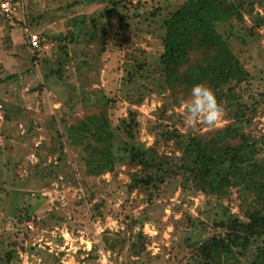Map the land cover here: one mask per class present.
<instances>
[{"label":"rangeland","instance_id":"obj_1","mask_svg":"<svg viewBox=\"0 0 264 264\" xmlns=\"http://www.w3.org/2000/svg\"><path fill=\"white\" fill-rule=\"evenodd\" d=\"M9 1L11 13L0 6V147L19 163L13 171H0V250H12L20 264H194L188 241L208 235L224 208L240 215L251 210L260 200L255 191L231 185L224 197H216L165 185L150 201L142 190L128 192L132 173L139 169L122 165L86 176L80 150L66 138H56V129L64 132L66 122L99 112L97 98L103 95L110 98L113 126L130 109L138 112V137L147 145L154 143L152 132L162 122L194 134L235 120L236 107L225 99L215 126L187 120L184 105L190 98L175 107L169 101L164 117L158 108L164 107L165 93L147 91L144 80L129 81L134 60L148 61L160 53L161 22L185 0ZM116 7L117 13L100 19L103 11ZM83 15L104 21V38L87 45L84 27L70 40L73 20ZM26 29L39 36L37 50L30 48ZM221 29L251 74L238 88L249 106L245 132L256 140L264 159V0H254L253 11H244L242 20L232 19ZM60 56L65 59L63 77L48 75L60 66ZM140 94L144 98L138 102ZM157 149L162 156H174L171 144L159 143ZM67 169L76 170V182ZM142 229L146 237L139 242L146 249L139 255L129 247ZM104 236L119 239L115 251Z\"/></svg>","mask_w":264,"mask_h":264},{"label":"trees","instance_id":"obj_2","mask_svg":"<svg viewBox=\"0 0 264 264\" xmlns=\"http://www.w3.org/2000/svg\"><path fill=\"white\" fill-rule=\"evenodd\" d=\"M253 5L254 0H185L161 22L160 53L148 61L134 60L130 64V82L144 80L148 85L147 91L155 89L165 93L164 107L158 108L162 116L166 117L168 108L165 106L169 101L170 106L181 105L190 98L192 86L201 83L213 91L219 104L225 99L227 104L236 107L235 120L222 127L194 134L162 122L152 132L154 143L147 145L138 137V112L130 109L113 126L108 110L110 98L103 95L97 98L98 105L102 107L99 112L87 113L81 119L66 122L64 132L56 129V138H66L71 147L80 150L84 175L100 176L114 172L122 165L137 168L141 174L132 173L128 192L142 190L150 201L165 185H179L183 192L201 191L216 197H224L231 185L243 184L246 190L255 191L260 200L251 210L243 211V215H240L228 207L224 208L220 217L213 220L212 231L208 235L188 241L194 264H264V159L260 156L256 140L245 132L246 125L250 123L249 106L242 101L238 88L251 78V74L221 29L232 19L242 20L243 12L253 11ZM114 13H117V7L106 9L100 19ZM83 16L73 20L75 29L70 40L78 37L84 27L87 37L83 40L87 45L99 37L104 38V21ZM88 25L92 27L88 28ZM26 34L30 48L37 50L40 38L39 46L32 47ZM62 53L66 57L69 55L65 46ZM64 60L60 56L57 60L60 66L52 69L48 75L62 78L61 64ZM83 64L89 63L84 61ZM39 87L43 89L42 84ZM143 98L140 94L136 101L141 102ZM159 143L171 144L174 156H162L157 149ZM62 148L60 144L61 153ZM35 153L41 156L39 146ZM62 155L58 159L62 160ZM18 163V160L7 156L3 146L0 147L1 173L15 170ZM36 165L41 168L39 161ZM67 172L76 182V170L67 169ZM63 175L68 177L66 173ZM82 186L88 189L85 180ZM98 209L99 205L95 204L94 210ZM137 221L136 218L132 219L131 224L135 225ZM137 235L129 249L140 255L141 250L146 249L139 242L145 236L143 229ZM115 236L103 238L112 251L118 248L119 239ZM0 264L20 263L12 250L2 249Z\"/></svg>","mask_w":264,"mask_h":264},{"label":"clouds","instance_id":"obj_3","mask_svg":"<svg viewBox=\"0 0 264 264\" xmlns=\"http://www.w3.org/2000/svg\"><path fill=\"white\" fill-rule=\"evenodd\" d=\"M184 108L189 122H200L208 126H215L223 114L222 105L217 102L213 91L201 83L192 86L190 99Z\"/></svg>","mask_w":264,"mask_h":264},{"label":"built area","instance_id":"obj_4","mask_svg":"<svg viewBox=\"0 0 264 264\" xmlns=\"http://www.w3.org/2000/svg\"><path fill=\"white\" fill-rule=\"evenodd\" d=\"M0 6H1V10L7 14L13 11V5L11 4L9 0L2 1L0 3ZM26 31L28 33L29 40L32 44V47H38L39 46V36L36 33L29 31L28 29H26Z\"/></svg>","mask_w":264,"mask_h":264}]
</instances>
